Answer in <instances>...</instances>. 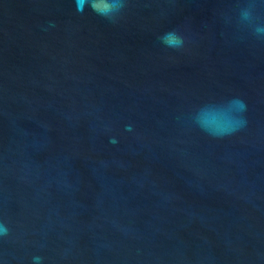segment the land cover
I'll return each instance as SVG.
<instances>
[{
    "label": "water",
    "instance_id": "obj_1",
    "mask_svg": "<svg viewBox=\"0 0 264 264\" xmlns=\"http://www.w3.org/2000/svg\"><path fill=\"white\" fill-rule=\"evenodd\" d=\"M257 26L264 0H0V264H264Z\"/></svg>",
    "mask_w": 264,
    "mask_h": 264
},
{
    "label": "clouds",
    "instance_id": "obj_2",
    "mask_svg": "<svg viewBox=\"0 0 264 264\" xmlns=\"http://www.w3.org/2000/svg\"><path fill=\"white\" fill-rule=\"evenodd\" d=\"M89 2L90 0H77L78 8L83 9V7L89 4ZM121 7H123L122 4H113L110 9V12L113 13L115 11H119ZM92 8L94 11H97V9L94 6H92ZM98 14L104 16H110L108 14H103V13H98ZM244 17L245 19H247L248 13H244ZM255 32L257 35L264 36V27L257 26L255 28ZM161 39L169 47L178 48L183 44V38L180 35H178L176 32L166 33L163 37H161ZM0 234L2 235L8 234V228L6 225H0ZM41 259H42L41 257H34L35 261H40Z\"/></svg>",
    "mask_w": 264,
    "mask_h": 264
}]
</instances>
